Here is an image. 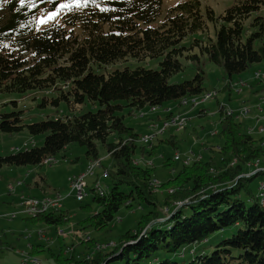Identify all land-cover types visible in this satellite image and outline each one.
Instances as JSON below:
<instances>
[{"label":"trees","instance_id":"1","mask_svg":"<svg viewBox=\"0 0 264 264\" xmlns=\"http://www.w3.org/2000/svg\"><path fill=\"white\" fill-rule=\"evenodd\" d=\"M163 1L0 0V92L40 99L39 106L45 108L64 104L62 115L49 112L38 121L27 120L23 110L2 113L0 131L27 130L41 145L0 155V168L43 165L75 142L86 147L90 160H98L100 142L114 159L105 173L109 190L100 195L92 189L98 207L79 220L81 229H104L123 206L147 208L138 230L122 235L109 250L95 249L83 257L61 252L54 254L58 264H112L121 259L126 264H264V205L249 184L264 171L245 175L251 161L264 158V145L222 106L221 162L199 159L184 165L163 184L162 204L152 187L155 169L134 163L138 135L118 114L124 106L157 107L203 94L208 62L224 68L225 89H231L234 75L264 59V0H236L222 16L215 39L205 44L196 39L199 54L183 39L204 31L205 17L213 22L217 16L211 10L204 14L200 0H185L161 17ZM43 11L54 14L46 25L39 24ZM130 57L158 58L160 67L105 70ZM183 58L197 71L192 78L172 81L185 68ZM86 102L98 109L78 112ZM112 135L118 139L112 141ZM28 218L56 227L70 219L64 208ZM213 235L217 238L209 251L181 256L185 247ZM85 243L92 249L97 244L94 239Z\"/></svg>","mask_w":264,"mask_h":264},{"label":"rangeland","instance_id":"2","mask_svg":"<svg viewBox=\"0 0 264 264\" xmlns=\"http://www.w3.org/2000/svg\"><path fill=\"white\" fill-rule=\"evenodd\" d=\"M182 1L185 0H164L161 17L165 15L170 7ZM200 1L203 13L206 14L207 11L211 10L214 12L213 15L217 16L218 19L210 22L205 17L204 31L189 33L183 39V43L186 46L191 45L192 52L197 54H199L201 47H196V44H198V42L195 43L196 39L202 40V44H205L210 38L215 39L216 31L223 23L222 16L226 15L227 9L233 6L236 0ZM255 15L259 16L261 13ZM255 15H252V17L254 18ZM50 20H54V14L45 11L40 13L39 24L46 25ZM250 23L251 19L246 22V26L249 27ZM246 33L251 34L252 29L247 28ZM192 52L190 51L189 54H193ZM182 60L185 68L183 71L175 74L171 79L172 81L192 78L195 71H197L193 63L188 62L185 58ZM140 65L159 68L160 59L148 57L146 60L140 61L137 58L130 57L127 61L117 63L116 65H106L105 70L107 71L114 66L126 68ZM204 69L206 72L205 86L207 90L216 91L218 95L195 108L191 106H175L176 114L183 113L189 118L187 127L184 130H177V127L174 126L164 134L156 133L158 129L155 124L160 126L165 120V116L162 115L164 113V106L167 104L168 106H173L176 104L175 100L168 101L162 106H157V111L155 112L150 105L140 108L124 106L118 111L119 115L124 116L126 126L133 128L134 133L138 135V147L134 159L140 161L142 163L141 166L152 163L150 166L155 169L153 179L156 182H153L152 187L156 192L155 194L159 197L163 195V184L172 178L174 173L180 172L185 165L184 160L189 156L192 157L191 163L196 161L200 155L205 160L213 159L217 164L221 162L223 158L221 151L223 137L219 135V132L222 130L220 123V108L222 105L226 110L233 111L235 115L238 114L237 120L243 124V131L250 132L251 129L256 128L257 131H253L252 135L258 140V145H264V142L261 143L260 141L264 137V134L258 133L264 128V82L255 75L257 71H260L262 75L264 74V59L259 63L253 64L241 74L234 75L235 81L243 79L244 82H240V87H232V89H225L226 78L222 66L208 62ZM227 78L230 79L229 76ZM239 88H241V96L236 94ZM12 101H17V106ZM40 102V99L33 100L31 96H24L21 93L0 92V117L2 113L13 110H23L24 116L29 121H38L49 112H55L56 116L62 115L64 104L59 109H54L52 107L45 108L39 106ZM246 107L251 110L248 114L242 113V110ZM202 108H206L207 112L198 115L199 110ZM90 109L96 111L98 105L86 102L81 105L78 112H86ZM154 134L155 136L151 141L144 142L146 135L150 136ZM110 139L112 141L117 140L118 136L112 135ZM37 140L27 130L16 133L0 131V155H8L20 150H26L35 144L41 145V142ZM97 148L98 160L101 161V166L95 168L92 175L87 176L86 182L89 196L82 203L78 202L74 196L68 197L71 191L70 179L73 176L87 172L92 162V159L90 160L87 156L86 147L80 143L69 144L54 156L56 161L53 163H44L43 165H12L0 168V211H3L0 213V264H20L26 256L25 254L32 253L31 245L39 243H42L45 247L42 251L35 253L42 261L41 263L58 264L54 259V254L62 252L65 256L69 257L72 255L83 257L87 253L92 252L93 249L89 248L86 245L87 243H83L88 238L94 239L96 243H108L112 241L116 244L125 233L138 230L140 226L139 222L143 214L147 212V208L141 207L139 204H134L131 208L123 206L117 213L115 220L102 230H96L92 227L81 229L79 220L93 213L98 207L93 202L92 189L99 183L103 188L109 190L110 180L105 176V171L112 169L114 165V159L108 153L106 146L97 142ZM176 155H180L181 160L175 161L174 157ZM263 160L264 158H262ZM245 170L248 174H252L256 171V168L251 167ZM40 180L42 188L34 186V182ZM262 181H264V172L259 173L249 182L252 191L258 193V195ZM19 182L23 186H18ZM9 185H13L15 190L9 191ZM45 193H48L51 197L62 199V205L69 212L70 219L67 223L58 227L41 222L35 223L22 213H19L15 219L11 220H6L2 217L3 214L17 212L23 196L26 198H40ZM160 198V202L163 204L164 197ZM184 203L186 202H181L179 205ZM261 203L264 205L262 200ZM87 208H91L92 210L90 211ZM41 231H44L46 234V238L43 240L38 235ZM29 235H31L30 238H28ZM216 238L217 235H213L202 243L185 247L187 249L181 250V256L185 255L189 257L191 254L209 251L214 246ZM111 246L114 245L109 243L105 249L109 250ZM180 260L178 258V261ZM112 264H126V260L121 259Z\"/></svg>","mask_w":264,"mask_h":264},{"label":"bare ground","instance_id":"3","mask_svg":"<svg viewBox=\"0 0 264 264\" xmlns=\"http://www.w3.org/2000/svg\"><path fill=\"white\" fill-rule=\"evenodd\" d=\"M257 78H260L261 80H264V75H262V73L260 71H258L257 73H255ZM264 82V81H262ZM240 82H237L236 85H238ZM233 84V83H232ZM218 94L216 91H211V90H207L204 91L203 94L201 95H197V96H187V97H182L181 99H179V103H178V107L180 106H191L192 108H195L196 106L209 101V99H212L214 97H216ZM168 105V104H167ZM167 105L164 106V113L166 114L165 116V120L162 122V124L160 126H158V124H155L156 128L158 129L156 131V133H166V131L174 126L177 127V130H184L187 127V122L189 120V118L183 114V113H178L176 114V110H174L175 108L173 107H166ZM223 106V105H222ZM221 106V107H222ZM224 107V106H223ZM157 107H152V110L155 112ZM221 109V108H220ZM262 109V108H260ZM204 112V109L202 110V113ZM228 114L234 115L236 118L238 117V114L235 115V113L233 111H225ZM251 110L249 108H244L242 110V113L244 114H248L250 113ZM206 113V112H205ZM200 114V111L198 112V115ZM255 132V128L251 129L249 133L252 134V132ZM260 132L264 133V128L260 130ZM218 134V133H217ZM154 135H146L144 137V142L147 143L149 142V140H147V138H150L151 140L153 139ZM138 141V140H137ZM191 159L192 157L189 156L185 161V165L186 164H190L191 163ZM199 159H203L202 156H198L197 160ZM175 161L181 160V156L180 155H176L174 157ZM56 161V158L54 157H49L46 158L44 160V163H53ZM264 161V160H263ZM262 162V160L258 159L255 161H251L249 163L250 166L255 165V166H259L260 163ZM134 163L138 164V165H142V163L140 161H137L136 159H134ZM152 163H147L144 166H150ZM101 166V161L100 160H92L91 164L88 167V172L85 175V185H87L86 182V178L88 175H92L93 171L95 168L100 167ZM259 170H256L254 173H256ZM105 173H108L107 170L105 171ZM83 174V173H82ZM253 174V173H252ZM105 176H107V174H105ZM153 182H156L155 180H153ZM88 187V185H87ZM70 188H71V183H70ZM95 192L99 193L100 195H105L107 194L108 190H106L105 188H103L99 183H97L96 187H94ZM15 188L14 186H11L9 191H14ZM70 195L74 196L76 198V200H78V202H82L85 201L87 196H89L88 194L85 193H77L76 195H74V193H70ZM69 195V196H70ZM68 196V197H69ZM50 197L49 195H45L43 197L40 198H25L24 196L21 198V204H20V208L17 212H13L12 214H8L7 217L11 220V219H15L17 217V215L19 213H22L23 215H27V216H36L38 214L41 213H46V212H50V211H56V206L63 208L62 205V199H60L59 197H51L49 199V202H46L45 205H43V207L41 208H33V206L35 205V200L36 201H47V198ZM259 198L264 202V192L259 194ZM23 203V204H22ZM42 233L45 234L44 231H41ZM40 232V233H41ZM31 235L28 236V238H30ZM114 244V243H112ZM107 245L109 244H97V246L95 247V249H102L107 247ZM26 256L23 258L22 262L20 264H42L41 260L38 258V256H34L30 253L25 254Z\"/></svg>","mask_w":264,"mask_h":264},{"label":"crops","instance_id":"4","mask_svg":"<svg viewBox=\"0 0 264 264\" xmlns=\"http://www.w3.org/2000/svg\"><path fill=\"white\" fill-rule=\"evenodd\" d=\"M264 75V74H263ZM231 89H232V87H240V83L238 84V85H236V83L237 82H244V80L243 79H240V80H237V81H235V79L232 77L231 78ZM233 83V84H232ZM241 88H239L238 89V92H236V94L237 95H239V96H241ZM233 93V92H232ZM178 103H179V101H176V104H174L173 106H171V107H173V108H175V106H177L178 105ZM166 107H170V106H166ZM204 109V112L203 113H200L199 115H202V114H205V112H207V109L206 108H202V109H200L199 111H202ZM175 110V109H174ZM162 115H164V116H166V114L165 113H163ZM257 131V129L255 128V132ZM258 133H260V134H264V133H262V132H258ZM37 142V141H36ZM252 167H255L256 168V170H259V171H261V170H263L264 171V161H262L261 163H260V165L259 166H255V165H252ZM254 173V172H253ZM242 175H244V174H242ZM245 175H251V174H248V172L247 173H245ZM18 186H23V184L21 183V184H17ZM28 186H32V185H28ZM34 186H36V187H39V188H42L41 186V180L40 181H35L34 182ZM45 195H49L48 193H45ZM45 195H43V196H45ZM70 195V194H69ZM68 195V196H69ZM42 196V197H43ZM70 196H72V195H70ZM8 208V207H7ZM63 208L65 209V207L63 206ZM68 210V209H67ZM3 211H0V213H2ZM7 215L8 214H3V218L4 219H6V220H10L8 217H7ZM24 216H27V215H24ZM28 217V216H27ZM36 223V222H35ZM35 225H37V224H35ZM59 234H61V232H59ZM38 235H39V237L41 238V240H43L44 238H46V234H45V236H42L41 234H40V232L38 233ZM49 237H51L50 235H49ZM52 238V237H51ZM89 240H91L90 238H88L85 242H87V241H89ZM83 241V240H82ZM84 242V241H83ZM112 242V241H111ZM108 242V243H104V244H111V245H115V244H112V243H114V242ZM101 243V242H100ZM98 244V243H97ZM97 244L93 247V251L95 250V247L97 246ZM102 244V243H101ZM89 248H90V245L89 244H86ZM32 246V251H34V250H36V247H38L37 248V250H39V251H42L43 249H45V247H44V245L42 244V243H39V244H37V245H31ZM92 248V247H91ZM92 250V249H91ZM31 254V253H30ZM36 256V255H35Z\"/></svg>","mask_w":264,"mask_h":264},{"label":"built area","instance_id":"5","mask_svg":"<svg viewBox=\"0 0 264 264\" xmlns=\"http://www.w3.org/2000/svg\"><path fill=\"white\" fill-rule=\"evenodd\" d=\"M261 81H264V80H261ZM147 140L151 141L150 138H147ZM87 172H85L83 174H80L78 176H73L70 179V183H71V191H70V193H74V195H76L77 193L88 194L87 185H85V175L87 174ZM18 184H21V182H19ZM11 186H13V185H9L8 189H10ZM263 192H264V181H262L260 183L259 194L263 193ZM29 198H35V197H29ZM50 198H51V196L47 198V201H36L35 200V205L33 206V208H41V207H43V205H45L46 202H49ZM61 209H62L61 207L56 206V211L61 210ZM40 234L42 236H45V234L42 233V232Z\"/></svg>","mask_w":264,"mask_h":264}]
</instances>
